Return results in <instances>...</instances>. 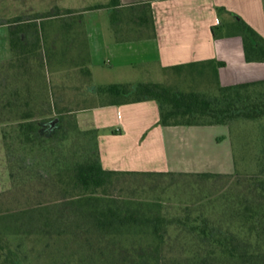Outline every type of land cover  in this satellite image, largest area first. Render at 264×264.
Listing matches in <instances>:
<instances>
[{
    "label": "rangeland",
    "instance_id": "374dc122",
    "mask_svg": "<svg viewBox=\"0 0 264 264\" xmlns=\"http://www.w3.org/2000/svg\"><path fill=\"white\" fill-rule=\"evenodd\" d=\"M46 4L47 0H5L0 6V26L10 28L16 18L14 15L28 14L22 18L38 19L43 39L42 47L31 55L36 60L21 61L15 69L10 61L0 63V215L21 208L32 210L47 206L52 212L45 211V215L68 218V222L57 221L53 226L39 222L33 227V214H28L21 220L25 224L20 223L18 234H13L10 226L15 227L19 221L0 219L4 243L7 242L15 253L12 260H3L7 264H173L176 259H185L203 246L194 240L193 222L207 223L215 232L242 231L226 203L219 201L212 206L208 198H258L264 183V118L238 117L230 121L236 158L233 173L208 180L184 172L116 177L114 192L117 196L162 203V213L181 219L169 228L170 234L162 246L148 231L102 236L80 213L71 212L57 185L52 186L51 180L47 178V181L44 176L56 169L50 165L54 161L74 162L84 159L91 151L98 153L94 134L83 131L76 117L81 110L106 101L92 94L95 86L86 72L88 57L81 28L73 32L68 29L67 24L72 20L65 10L54 8L48 14L35 13V10H47ZM0 30L3 35L5 29ZM162 80L185 91L212 92L216 85L211 69L204 66L174 69ZM17 87L35 98L30 105L13 109V91ZM20 103L25 104L24 101ZM33 108L39 115L47 145L28 153L21 150L15 139L16 121L13 120L23 110ZM4 132L11 144L7 152ZM13 173L15 178L11 179ZM251 246L264 251V239L261 243L252 241Z\"/></svg>",
    "mask_w": 264,
    "mask_h": 264
},
{
    "label": "crops",
    "instance_id": "0c3cea01",
    "mask_svg": "<svg viewBox=\"0 0 264 264\" xmlns=\"http://www.w3.org/2000/svg\"><path fill=\"white\" fill-rule=\"evenodd\" d=\"M112 1L47 0V10H35L70 13L72 23L67 26L71 32L81 28L94 86L165 83L162 79L176 66L219 61L225 63L219 69L222 85L264 80V62L246 60L243 37L236 30L237 22L244 21L264 37V0ZM2 28L0 63H5L13 59V51L10 28ZM76 118L82 130L96 132L107 169L221 174L236 170L230 125L165 126L155 100L98 104L81 110Z\"/></svg>",
    "mask_w": 264,
    "mask_h": 264
},
{
    "label": "trees",
    "instance_id": "16d2710c",
    "mask_svg": "<svg viewBox=\"0 0 264 264\" xmlns=\"http://www.w3.org/2000/svg\"><path fill=\"white\" fill-rule=\"evenodd\" d=\"M115 3H119V0L112 1V4ZM37 20L16 17L14 22H11L10 42L13 59L10 64L13 69L18 67V63L21 61L36 60V58H31V55L37 53V50L42 47L43 41L41 23H38ZM236 30L243 37L246 60L248 62H264V37L244 21L237 22ZM232 32L233 27H227V34L230 35ZM33 34L34 37H32ZM224 65V62L219 61L209 65L191 64L175 67V70L178 71L185 67L204 66L210 68L216 83L212 92L185 91L166 83L139 82L99 85L94 87L93 93L98 98L105 100V104L120 105L155 100L160 107V123L165 126L229 125L231 120L238 117L248 120L264 118V80L222 85L219 80V69ZM86 72L91 77L89 68ZM34 98L33 94L28 96L27 91L17 87L13 91V109L26 104L30 105ZM21 101H24L25 104L21 105ZM43 106L42 108H44ZM14 121H16L15 130L17 132L15 139L22 151L26 150L29 153L36 147H46L47 139L41 133V122L34 108L28 111L23 110L18 117L14 118ZM85 132L93 133L97 140L95 131L86 130ZM3 138L7 152L11 149V144L7 141L6 132L3 133ZM50 165L56 166V169L53 173L50 172L49 176L46 174L44 178L50 179L52 186L57 185L62 199L68 201L67 205L71 212L80 213L102 236L124 232L134 233L140 230L148 231L162 246L170 234L169 228L175 222L180 223L181 221L178 217H170L162 213V203L123 199L114 192L116 190L115 179L119 175H156L168 172L107 169L101 161L99 150L98 153L91 151L87 157L78 161L60 163L58 160ZM187 174H197L207 180L221 177V173L210 172ZM10 176L11 179L15 178L14 173ZM1 194L2 192H0V196ZM231 197L218 196L215 199L209 197L208 203L212 206H215V203L219 201H222V204L226 203V207L232 211V218L242 231L234 233L216 229L217 232H215L207 223L199 225L193 222V233H196L194 240L203 245L202 249L199 247L193 252L194 254L185 259L178 258L173 264H264V251L251 246L252 241L261 243L264 239V183L260 187L258 198L251 197L250 200L241 196ZM49 208L47 206H39L32 210L21 208L13 210V213H8L5 216L0 215V219L10 222L19 221L15 227H13L14 225L10 226L13 228V234H18L21 225L25 224L22 221L28 214H33L31 219L33 227L39 222H43L44 226H53L57 221L67 224L68 218H54L45 215V211L51 214L52 211ZM189 219L190 217H188ZM15 230L17 231L15 232ZM4 242L5 237L0 233V264H7L5 261L12 260V254L13 257L15 255L8 243ZM158 251L161 250L158 248ZM13 263H15L14 258Z\"/></svg>",
    "mask_w": 264,
    "mask_h": 264
}]
</instances>
